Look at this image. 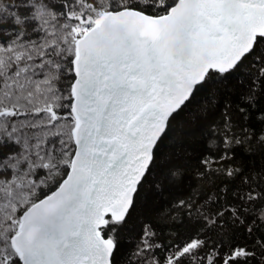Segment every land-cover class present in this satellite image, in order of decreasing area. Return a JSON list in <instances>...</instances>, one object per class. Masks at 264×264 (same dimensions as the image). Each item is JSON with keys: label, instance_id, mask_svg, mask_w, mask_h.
<instances>
[{"label": "snow or ice", "instance_id": "snow-or-ice-1", "mask_svg": "<svg viewBox=\"0 0 264 264\" xmlns=\"http://www.w3.org/2000/svg\"><path fill=\"white\" fill-rule=\"evenodd\" d=\"M0 264H264V0H0Z\"/></svg>", "mask_w": 264, "mask_h": 264}]
</instances>
